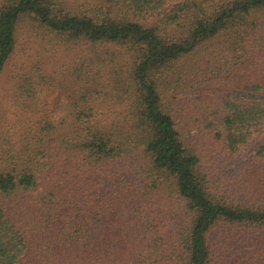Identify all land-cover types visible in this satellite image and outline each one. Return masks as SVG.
<instances>
[{"label": "trees", "instance_id": "obj_1", "mask_svg": "<svg viewBox=\"0 0 264 264\" xmlns=\"http://www.w3.org/2000/svg\"><path fill=\"white\" fill-rule=\"evenodd\" d=\"M1 79L0 264H264V0H0Z\"/></svg>", "mask_w": 264, "mask_h": 264}, {"label": "rangeland", "instance_id": "obj_2", "mask_svg": "<svg viewBox=\"0 0 264 264\" xmlns=\"http://www.w3.org/2000/svg\"><path fill=\"white\" fill-rule=\"evenodd\" d=\"M37 54H38L37 48L28 49L26 46H24V44L23 45L21 44L17 50V55L14 56L15 57L14 63L16 62V65H13L12 67L17 68V65L21 64L22 61L29 62L30 58L32 59L36 58ZM51 61L57 63L58 58L56 56L52 57ZM4 85H5L4 79H1L0 80V101L3 107H6L9 109V111L7 112V117L9 120V125L11 127V130L13 132L19 133L21 131V128L17 122V115H16L14 108L12 107L11 101L9 100L8 97H5L4 95L5 94L4 88H3ZM56 94H58V90H54L49 93L48 95L49 103L54 99ZM240 160L241 158L237 161L240 162Z\"/></svg>", "mask_w": 264, "mask_h": 264}]
</instances>
